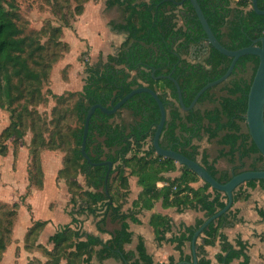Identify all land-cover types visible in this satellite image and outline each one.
Here are the masks:
<instances>
[{
    "label": "trees",
    "instance_id": "obj_1",
    "mask_svg": "<svg viewBox=\"0 0 264 264\" xmlns=\"http://www.w3.org/2000/svg\"><path fill=\"white\" fill-rule=\"evenodd\" d=\"M197 2L218 41L229 49L249 45L262 34L264 16L255 12L250 6V0ZM104 3L107 8L114 5L122 7L125 12L123 20H110L108 25L113 30L124 32L125 38L114 53H108L105 57L99 53L96 62H85V77L81 89L70 93L76 96L72 109L79 126L71 130L74 146L71 148V157L64 161L73 159L76 162V170L85 180V187H82L80 192H69V213L73 215L77 212H88L97 216L96 225L100 230H103L101 225L107 218L117 221L119 227L111 231L109 238L103 240L91 233H80L79 229L66 224L49 236L53 248L46 250L50 258L43 264H58L61 255L67 258L66 264H92L93 254L99 260L118 255L127 264H156L146 251L141 237L135 250L124 247L132 237L127 219H135L133 210L123 211L120 202L124 195L122 188L127 187V172L135 175L142 187L133 201V209L151 208L154 201L161 197L163 206L178 204L183 208L190 207L204 212V217L196 218L191 225L182 224L181 232L169 239L180 252L179 260L192 261L191 254L183 255L184 244L191 240L194 230L207 216L225 205L226 194L210 187L203 179L201 186H191V182L201 178L181 164L180 174L170 180L169 187H156L157 180L164 178L161 173L176 169L177 164L173 159L157 155L154 151L151 140L160 111L154 97L146 91L133 94L113 114H106L96 108L90 117L85 150L93 162L112 161L105 184L107 165L90 164L80 151L85 114L94 103L99 102L109 108L131 89L147 85L158 93L166 110V119L159 138L161 146L197 160L212 173L208 154L203 152L198 159V146L193 143V139L199 138L203 133L209 139L215 138L224 131L220 143L228 145L230 151L237 153L239 164L228 173H212L216 179L224 182L232 174L244 169H264V157L252 141L245 124L247 93L258 64V56L245 54L237 59L230 75L223 81L225 94L216 95L212 92L214 86L210 87L198 97L193 108L183 110L177 102L174 82L160 75L171 74L178 81L183 102L189 105L203 85L226 71L231 59L209 44L203 61L189 60L191 48L196 49L197 44L205 39V32L190 1L182 2V12L173 0H104ZM4 4L9 5V2L4 0ZM4 4L3 0H0V85L9 96L10 89L15 86L13 79H16L18 84L39 80V75L29 67L25 53L27 47L37 50L40 45L35 46L29 36L23 34L14 13ZM257 5L264 9V0H257ZM193 53L197 54L196 51ZM248 68L250 73L246 75ZM160 83L164 87L161 90L157 88ZM205 101L213 106L201 110L198 105ZM122 109L130 112L132 120L113 122L112 119L119 117ZM19 128L20 120L13 116V121L1 133H7V137L12 136L17 140L22 137L20 133L23 130ZM4 152L0 149V154ZM28 153L31 156L30 162L36 168L35 172L39 173L37 177V174L28 168L29 184L41 186L42 170L38 148H30ZM68 170L67 165L60 168L58 177H65L70 186L77 188L76 181L67 176ZM114 177L118 179V183L115 190L111 191ZM256 185L264 187V178L250 179L239 184L233 191V203L238 199H247L249 193L246 189ZM172 186L174 190L171 189ZM18 205L16 201L11 203L14 217L8 228L0 231V257L11 239ZM257 211L264 217V209L258 208ZM237 214V210L229 208L203 229L196 242L197 264H210L205 247L212 244L217 236L227 244L224 264H232L236 258L240 259V264L249 263L246 242L238 238L235 245H231L226 235L219 231L221 227L241 220ZM150 222L154 227L156 240L164 239L170 218L156 214ZM42 224L43 221L34 222L26 233V239ZM175 263V259L170 257L164 264ZM28 264L39 263L30 261Z\"/></svg>",
    "mask_w": 264,
    "mask_h": 264
},
{
    "label": "rangeland",
    "instance_id": "obj_2",
    "mask_svg": "<svg viewBox=\"0 0 264 264\" xmlns=\"http://www.w3.org/2000/svg\"><path fill=\"white\" fill-rule=\"evenodd\" d=\"M7 1L9 5L4 4V0L3 4L14 13L23 34L28 35L35 46L40 45L37 50L27 47L25 53L29 67L39 75V80L18 84L13 79L15 86L10 89L9 96L0 85V149L5 151L0 154L1 186L13 185L14 181L22 183L29 167L35 172L36 168L30 162L28 153V149L35 147L38 148L42 177L49 184L60 182V195L67 194L65 190L80 192L85 187L84 176L76 170L73 159L64 161L71 157V148L74 146L71 130L79 126L72 109L76 96L70 93L81 89L86 61L94 63L99 53L105 57L106 52L114 53L117 50L125 34L112 30L108 21H122L125 12L120 6L107 8L104 0ZM249 73L250 68L245 74ZM157 88L161 90L164 87L160 83ZM212 92L216 95L225 94L223 82L214 86ZM210 106L207 101L202 103V107ZM13 116L20 120L19 130H23L20 133L22 137L17 140L12 136L7 137V133H1L13 121ZM131 120L127 109H122L120 116L112 119L113 122ZM219 144L214 143L213 147L217 149ZM65 165L69 169L67 176L76 181L77 188L70 186L65 177H58L59 169ZM112 180L111 191H114L118 179L114 177ZM27 194L28 191L19 195L23 203ZM2 199L0 231L8 228L14 217L11 202L6 203Z\"/></svg>",
    "mask_w": 264,
    "mask_h": 264
},
{
    "label": "crops",
    "instance_id": "obj_3",
    "mask_svg": "<svg viewBox=\"0 0 264 264\" xmlns=\"http://www.w3.org/2000/svg\"><path fill=\"white\" fill-rule=\"evenodd\" d=\"M113 7H118V5L109 8ZM178 23L181 24V21ZM193 52L195 51L191 50L189 60L201 61L202 56L200 57L198 53L195 54ZM108 53L111 52H106V54ZM212 106L202 107V103L198 105L201 110L211 108ZM224 133V131H221L218 137L211 139L203 133L199 138L193 139V143L198 146L199 153L197 158L200 159L201 154L206 152L209 157L211 171L214 175L228 173L239 164L237 153L230 151L228 145L220 143V139ZM218 142L220 146L216 149L213 145L214 143L218 144ZM19 153L21 154V150ZM176 164V169L161 173L164 178L157 180L156 187L158 189L169 187L170 180L180 174L179 164ZM127 174V187L122 188L124 195L121 197L120 202L122 203L123 211L128 212L133 210L135 219H127L132 237L131 241L125 244V249L135 250L138 239L141 237L146 251L152 256L156 264L167 263L170 257H173L176 262L181 261L179 260V250L175 247V243L170 242L169 239L181 232L180 226L182 224L191 225L195 222L196 218L204 217V212L190 207L183 208L178 204L163 206L161 197L154 201L151 208L133 209V201L136 200L142 187L138 184L135 175L129 174V172ZM60 184V182L56 184L55 181L49 184L47 179L42 177L41 186L30 185L28 170L27 176L22 183L14 181L13 185L8 184L6 187L1 186L0 183V198H3L8 203L16 201L19 204L12 227L11 239L2 252L0 264H28L30 261L43 264L50 258L46 250L53 248V243L49 241V236L66 224L79 229L80 233H91L103 240L109 238L111 231L119 227L117 221H111L107 218L105 223L101 225L103 230H100L96 225L97 216L88 212L70 214V193L65 190L67 194L60 195L58 193L62 188ZM202 184V179L190 183L195 188ZM4 188L6 189L4 190ZM171 189L174 190V187L172 186ZM26 191H28V194L24 198L23 203L19 195L24 194ZM246 191L249 193L248 198L236 200L231 207L233 210L238 211L237 215L241 220L234 222L232 225L223 226L219 231L226 235L227 241L231 245H235V241L238 238L246 242V253L249 256L248 264H264V217L260 216L257 211L258 208L264 209V187L256 185L253 188L248 187ZM3 193L10 194L11 196H4ZM156 214L170 218L169 228L165 231L164 239L161 241L156 240L154 227L150 222L151 218ZM36 221H43V224L32 236L26 239L28 229ZM198 240L199 238L197 237L196 242ZM205 248L207 250V258L210 259V264H224L223 259L227 250V244L223 243L218 236L212 244L207 245ZM185 254L192 255L190 241L186 242L183 246V255ZM66 263L67 258L65 255H61L58 264ZM91 263L127 264L118 255L99 260L95 254L91 258ZM232 264H240V259H234Z\"/></svg>",
    "mask_w": 264,
    "mask_h": 264
},
{
    "label": "water",
    "instance_id": "obj_4",
    "mask_svg": "<svg viewBox=\"0 0 264 264\" xmlns=\"http://www.w3.org/2000/svg\"><path fill=\"white\" fill-rule=\"evenodd\" d=\"M183 1L184 0H180L179 3L181 4ZM189 1L196 13V16L201 24V27L203 28L205 32V41L207 45L209 44L212 45L223 55L230 57L231 59H230L229 65L226 71L221 76L211 81H208L205 85H203L196 92V94L194 95L189 105L184 104L179 83L175 78L171 76V74L160 75V77H167L174 82L176 91H177V102L179 106L183 110H189L193 108L198 97L206 89L223 82L230 75L237 59L240 56L245 55V54H253V55L258 56V64L255 70V73L253 75V78L251 80L249 91L247 93V108L245 112V124H246L247 130L249 132V135L252 141L255 143L259 152L264 157V27H263L262 34L259 37L253 39L251 44L243 46V47H239L236 49H229L225 47L223 44H221L220 41H218V39L212 32L197 0H189ZM251 4H252V8L255 10L256 13L264 16V9H261L258 7L257 0H251ZM141 91H146L154 97V99L156 100L158 104L159 111H160L159 121L156 125L155 131L153 133L152 140H151L155 153L162 157L171 158L178 164L185 165L187 168L194 171L201 179H203V181L209 183L210 187L223 191L227 196L225 205L221 207L220 209H218L213 214L207 216L203 220V222L194 230L191 240H190L192 261L181 260L175 263V264H197L196 239L198 235L203 231V229L212 220L216 219L221 214L225 213L229 208H231V206L233 205L234 189L239 184L243 183L246 180L264 178V169H244L240 172L232 174L226 181L221 182L218 179H216V177H214L213 174L208 169H206L201 163H199L197 160L191 159L179 151L161 146L159 143V138H160V134H161L165 119H166V110H165L164 104L161 98L159 97L158 93L154 89L150 88L149 86L142 85V86H138V87L131 89L129 92H127L123 97H121L116 103H114L109 108L102 105L99 102L90 105L85 114L84 124H83V129H82V141L80 145V151H81L82 156L90 164L107 165V170H106L105 177H104L105 184L108 181L109 173L112 167V161L104 160L100 162H93L85 150L90 117L92 116L96 108H99L102 112L106 114L115 113L128 100V98H130L133 94L137 92H141ZM158 264H163V263H158Z\"/></svg>",
    "mask_w": 264,
    "mask_h": 264
},
{
    "label": "flooded vegetation",
    "instance_id": "obj_5",
    "mask_svg": "<svg viewBox=\"0 0 264 264\" xmlns=\"http://www.w3.org/2000/svg\"><path fill=\"white\" fill-rule=\"evenodd\" d=\"M179 1L180 0H174L173 2L175 5H177V8L182 12L183 11V10H181V9H183L181 6L182 3L180 4ZM251 7H252V4H251ZM207 48H208V45H207L205 39H202V41L199 44H197L196 49L194 47H192L191 50L196 51L198 53V55H200V57L202 56V61H203V59L205 58V55L207 53Z\"/></svg>",
    "mask_w": 264,
    "mask_h": 264
}]
</instances>
